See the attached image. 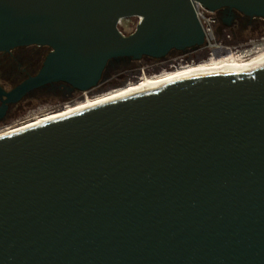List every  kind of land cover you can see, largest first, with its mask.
I'll list each match as a JSON object with an SVG mask.
<instances>
[{
  "label": "water",
  "instance_id": "95a60500",
  "mask_svg": "<svg viewBox=\"0 0 264 264\" xmlns=\"http://www.w3.org/2000/svg\"><path fill=\"white\" fill-rule=\"evenodd\" d=\"M197 1L264 19V0ZM196 13L194 0H0V51L53 48L0 93L88 92L115 59L198 50ZM0 264H264V62L0 138Z\"/></svg>",
  "mask_w": 264,
  "mask_h": 264
},
{
  "label": "flooded vegetation",
  "instance_id": "af4514ba",
  "mask_svg": "<svg viewBox=\"0 0 264 264\" xmlns=\"http://www.w3.org/2000/svg\"><path fill=\"white\" fill-rule=\"evenodd\" d=\"M223 14H227L230 16L234 15L232 24L236 26L238 25V27H244L250 22L249 17L244 16L238 12L224 13V11L223 13H217L219 22H221V15ZM132 17L140 18V16ZM140 22L141 18L139 23ZM120 31H122V29H120ZM218 32H220L219 28ZM123 33L125 35H129L133 32ZM204 48L205 47H201L198 50L187 49L185 51L173 50L165 58L162 59L154 58L151 56H143L142 58L146 57L149 59L150 57L163 62L161 64H158L157 67L153 68L154 71H158L162 67L176 68L181 63L178 59H184L185 56H189L192 53L194 54L202 51L204 50ZM52 51L53 48L50 45H47V43L20 45L13 47L7 51H0V87L6 92H10L15 88V86L17 87L27 79L36 76L42 69L47 56ZM135 60L140 59L120 58V60L115 59L113 61H110L106 69L104 70V75L102 76V80L100 81L99 85L90 91L88 90L86 94L83 91L74 89L71 84L64 81L50 82L42 85L41 87L33 88L24 93L20 98L16 100L6 101L8 99V96L6 94L0 93V130L9 127L8 124L10 123L20 124L26 122L27 120L36 118L35 116L38 115H35L34 112L37 109L41 108V104L50 102V104H48L49 107H55L61 104L62 106H64L66 105L65 103H73L84 99L86 95L89 96L90 94L93 96L95 94L106 91L109 88L108 83L105 82L107 75H111V73L118 68L130 66ZM173 61H177V63H173ZM132 75L135 78H139V74L136 73V71L134 72V74L132 73ZM20 117L23 118L20 119Z\"/></svg>",
  "mask_w": 264,
  "mask_h": 264
},
{
  "label": "bare ground",
  "instance_id": "6f19581e",
  "mask_svg": "<svg viewBox=\"0 0 264 264\" xmlns=\"http://www.w3.org/2000/svg\"><path fill=\"white\" fill-rule=\"evenodd\" d=\"M252 52L253 53L249 52V57L244 52L229 53L227 57L215 56L212 59H206L199 63L187 64L178 67L174 71H165L160 75L158 74L153 77H144L137 83L118 88L116 90L104 93L100 96H96L93 98L87 96L85 100L80 101L79 103H76L74 105H68L57 111L38 116L33 120L27 121L14 127L1 129L0 138L13 135L24 130L36 128L38 126H44V124L60 120L73 114L93 108L95 106H99L114 100L118 101V99L164 86L174 81L188 78L192 79L201 76L207 77L211 75L239 73L248 70L264 62V46L259 51L256 52L255 50H253Z\"/></svg>",
  "mask_w": 264,
  "mask_h": 264
},
{
  "label": "rangeland",
  "instance_id": "374dc122",
  "mask_svg": "<svg viewBox=\"0 0 264 264\" xmlns=\"http://www.w3.org/2000/svg\"><path fill=\"white\" fill-rule=\"evenodd\" d=\"M249 20H250V22L248 24H246L244 27H241V26L238 27V25L236 26L233 24L230 26H227V25H224L222 22H219L218 28H220V32L218 33V35H219L218 39L221 42H223L224 44L231 46L233 50L238 51L239 53L245 52L246 49H248L251 53L252 47H255L258 45L264 46V19H262V18H253V19L250 18ZM139 21H140V18H138V17H127L122 21L123 23H122V25H120V29H122L123 32H125V33L134 32ZM206 59H209L208 56L206 58H203V59H196V53H194V54L192 53L189 56H185L184 59H181V58L178 59L181 63L177 67H181V66H184L187 64L199 63V62L204 61ZM174 62L177 63V61H173V63ZM161 63H163V62H161L157 59H153L150 57L148 59V58L144 57L140 60L133 61V63L130 66H126V67H122V68H118V69L114 70L111 73V75H107L105 82L108 83L109 88L102 93L104 94L105 92L107 93V92L116 90L118 88L126 87L130 84L137 83V81L139 82L142 77L143 78L144 77H153L154 75L159 74V73L163 74V72H165V70H174L177 68V67L176 68L175 67H173V68L162 67L160 70L154 71L153 68L157 67L158 64H161ZM135 71H136V73L140 72L139 78H137V80L132 75V73L134 74ZM166 72H168V71H166ZM124 81H128V82L123 84L122 82H124ZM102 93H98V94H95L93 96L90 94H89V96L86 95L84 99H81V100L73 102V103H65L66 105H64V106H62V104H61L59 106L49 107L48 104H50V102H47V103L41 104L40 105L41 108L37 109L34 113H35V115L42 116V115H45L49 112H54V111H57L59 109H62L68 105H74L76 103H79L80 101L85 100L87 96L93 98V97L102 95ZM38 116H35V117H38ZM22 118L20 117V119H22ZM33 119H35V118H33ZM33 119H30V120H33ZM30 120H27V121H30ZM23 123H25V122H23ZM12 124L11 123L8 124L9 127H14V126L19 125V124H15V123H12ZM20 124H22V123H20ZM9 127H6V128H9ZM6 128H3V129H6Z\"/></svg>",
  "mask_w": 264,
  "mask_h": 264
},
{
  "label": "built area",
  "instance_id": "2783aa9c",
  "mask_svg": "<svg viewBox=\"0 0 264 264\" xmlns=\"http://www.w3.org/2000/svg\"><path fill=\"white\" fill-rule=\"evenodd\" d=\"M194 5L197 11V16L201 21V24L204 28L205 35H206V41L204 47L209 49V59H212L215 56H224L227 57L229 53H235L238 51H235L232 49L231 46L224 44L218 39V25H219V19L217 16L216 11H212L208 8H206L200 1L194 0ZM141 18V17H140ZM125 18H121L119 20V27L122 25V21ZM123 31V30H122ZM263 46H255L251 48L252 51L255 50L256 52L259 51ZM250 51L248 49L245 50L244 53L249 57ZM246 56V57H247ZM86 93V92H85Z\"/></svg>",
  "mask_w": 264,
  "mask_h": 264
},
{
  "label": "trees",
  "instance_id": "16d2710c",
  "mask_svg": "<svg viewBox=\"0 0 264 264\" xmlns=\"http://www.w3.org/2000/svg\"><path fill=\"white\" fill-rule=\"evenodd\" d=\"M207 56H209V49L207 48H204V50L202 51H199L196 53V59H203V58H206ZM138 74L140 72H137ZM138 77H136L135 79L137 80ZM128 81H124L122 82L123 84L127 83Z\"/></svg>",
  "mask_w": 264,
  "mask_h": 264
}]
</instances>
